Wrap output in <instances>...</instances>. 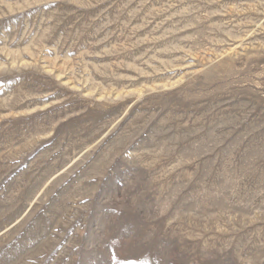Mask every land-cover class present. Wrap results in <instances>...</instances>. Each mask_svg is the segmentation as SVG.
Here are the masks:
<instances>
[{"label":"rangeland","instance_id":"374dc122","mask_svg":"<svg viewBox=\"0 0 264 264\" xmlns=\"http://www.w3.org/2000/svg\"><path fill=\"white\" fill-rule=\"evenodd\" d=\"M0 264H264V0H0Z\"/></svg>","mask_w":264,"mask_h":264}]
</instances>
